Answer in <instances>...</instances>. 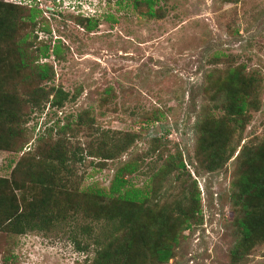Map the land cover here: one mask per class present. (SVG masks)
I'll use <instances>...</instances> for the list:
<instances>
[{
    "label": "rangeland",
    "instance_id": "obj_1",
    "mask_svg": "<svg viewBox=\"0 0 264 264\" xmlns=\"http://www.w3.org/2000/svg\"><path fill=\"white\" fill-rule=\"evenodd\" d=\"M50 1H40L42 14L35 18L39 43L29 47L33 52L42 43L60 45L57 54L38 59L50 65V80L27 84L20 80L25 71L0 59V92L22 99L18 106L25 113L16 126L0 122L2 181L9 179L12 169L21 173L32 159L48 157L58 142L73 151L74 159L82 156L70 164L67 178L56 180L78 197L89 189L107 191L117 169L132 162L135 170L124 172L121 189L146 192L156 213L168 212L180 201L192 206L198 201L195 224L181 232L184 239L171 263L263 264L264 238L239 261H232L230 251L241 237L234 220L239 209L231 203L238 192L234 179L245 168L239 155L264 141V0H160L153 5V10L160 9L157 16L148 15L143 3L134 7L132 0H57L60 5ZM90 15L97 24L86 29L78 19ZM14 16L2 19L8 26L2 28L0 55L13 35L35 34L29 27L22 30L12 24ZM235 64L257 72L259 80L250 93L256 100L243 114V125L231 123L217 150L220 166L207 168L201 150L194 158L202 130L198 120L207 110L215 118L224 113L213 109L215 101L203 94L205 74ZM35 86L61 87L68 99L61 107L45 102L30 109L23 99ZM3 103L0 120L11 105ZM66 123L65 132L57 131ZM110 148L113 156L98 155ZM177 155L183 168L169 165L171 159L179 161ZM23 185L31 187L26 180ZM6 191L15 197L20 192L11 187ZM33 192L30 188L27 198ZM37 192L40 195L39 188ZM192 193L197 198L192 199ZM51 211H56L53 206ZM69 215L25 234L0 231V264H90L102 222L81 217L73 221ZM87 223L93 226L89 234L81 229ZM77 241L89 246L80 251Z\"/></svg>",
    "mask_w": 264,
    "mask_h": 264
},
{
    "label": "trees",
    "instance_id": "obj_2",
    "mask_svg": "<svg viewBox=\"0 0 264 264\" xmlns=\"http://www.w3.org/2000/svg\"><path fill=\"white\" fill-rule=\"evenodd\" d=\"M40 1L12 0V3L0 1V37L2 28L8 26L2 23L3 17L13 14L15 21H12V24L19 25L22 30L23 26L29 27L35 32L32 35L26 31L13 35L7 41L5 54L0 55V59L14 62L18 71L26 72L20 80L27 81V84L50 80L52 75L50 65L45 62L39 63L38 59L47 58L49 52L57 54L60 51L59 44L49 47V43H42L34 48L33 52L29 50L30 46L38 42L35 18L42 14L39 8ZM158 1L160 0H132V3L134 7L143 3L146 13L155 16L160 9L153 10V5ZM50 2L53 5L61 4L57 0ZM20 12L23 14L18 16ZM79 18L78 22L83 21L86 29L97 24L96 18L92 15ZM36 26L38 30H44L43 26L42 28ZM2 51L0 48V54ZM219 70L221 71H216L214 68L206 72L203 94L208 100L215 101L213 109H221L224 115L215 118L207 110L197 124V128L202 127L203 131L201 130L200 138L197 140L194 158H197V151L201 150L207 168L220 166L221 158L217 157V150L223 145L226 135L232 129L231 123L239 122L240 126L244 124L243 114L248 106L253 104L254 99L256 100L254 97L251 98L250 93L259 80L256 77L257 72L246 70L243 64H235ZM2 94L0 92V110L5 104H2L3 100L10 101L11 105L5 111L6 117L0 122H10L16 126L25 115L18 106V102L22 99L16 95ZM50 95L51 98L48 99ZM70 98H74V95ZM67 99L68 93L61 87L45 89L35 86L23 99V103L30 109H38L45 102L51 106L61 107ZM77 122L80 124L79 119ZM66 129H68L67 123L58 127L57 131L65 132ZM12 132L15 137L17 132L15 130ZM6 141L11 142V139ZM101 143L99 149L103 150L104 144ZM125 144L119 149L125 148ZM49 151L46 155L48 157L32 159L26 171L19 173L12 169L8 180L2 181L0 178V231L13 235L25 234L46 227L54 220H63L66 214H70L69 218L73 221L81 217L96 223L102 222L99 236L93 239L95 252L90 258V264H166L176 256V249L184 239L181 232L195 224V213L198 212V201L195 199L197 194H191L192 199H195L193 206L180 201L170 211L156 213L154 210L156 208L147 203L149 197L146 192L141 194L140 190L132 187L121 189L126 183L124 172L130 173L135 170L134 163L126 162L117 169L107 191L99 188L89 189L81 192V196L78 197L74 193L64 191L63 181H59L57 185L56 180L67 178L65 173L69 176L72 172L70 164L74 161L80 162L82 156H76L74 159L73 151L69 152L59 142ZM111 151V148L104 149V152L98 155L109 158L114 154ZM239 156L245 168L234 179L237 181L235 185L238 187V192L231 203L237 205L239 209V216H235L234 220L241 237L231 248L232 261H239L242 253L258 239L264 238V141L254 147H247ZM50 160H56L57 163H50ZM178 160L174 163L171 159L170 167L183 168L180 156ZM197 162L202 165L199 159ZM23 180L30 182L31 187H24ZM8 183L11 189L20 191L17 197L6 191L10 188ZM30 188L34 190L31 199L27 198ZM37 188L40 190V195L38 192L35 194ZM56 192L60 193L58 198L54 196ZM51 206L56 211H51ZM92 228L93 226L88 223L81 227L83 232L88 234ZM75 244L80 251L86 250L89 246V243L80 246L78 241Z\"/></svg>",
    "mask_w": 264,
    "mask_h": 264
},
{
    "label": "water",
    "instance_id": "obj_3",
    "mask_svg": "<svg viewBox=\"0 0 264 264\" xmlns=\"http://www.w3.org/2000/svg\"><path fill=\"white\" fill-rule=\"evenodd\" d=\"M166 264H173V263H171L170 261L168 262V263H166Z\"/></svg>",
    "mask_w": 264,
    "mask_h": 264
}]
</instances>
